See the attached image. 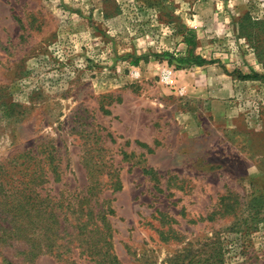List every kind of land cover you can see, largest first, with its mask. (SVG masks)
<instances>
[{"label":"rangeland","instance_id":"obj_1","mask_svg":"<svg viewBox=\"0 0 264 264\" xmlns=\"http://www.w3.org/2000/svg\"><path fill=\"white\" fill-rule=\"evenodd\" d=\"M19 155L58 166L50 194L99 179L123 264H264V0H0V164ZM21 245L0 264H64Z\"/></svg>","mask_w":264,"mask_h":264},{"label":"trees","instance_id":"obj_2","mask_svg":"<svg viewBox=\"0 0 264 264\" xmlns=\"http://www.w3.org/2000/svg\"><path fill=\"white\" fill-rule=\"evenodd\" d=\"M182 43L196 44L192 29L184 33ZM177 60L192 61L198 66L215 62L194 54L192 49L188 57ZM247 77L250 76L242 75ZM23 157L12 159H22L13 172L0 164V247L20 242L23 248L19 252L24 258L51 255L64 264H80L71 257L75 251L95 264H123L113 249L109 218L114 209L109 204L110 198H100L99 179L72 194H50L44 184L60 180L58 166L35 163L32 156L25 160ZM0 258L12 263L1 250Z\"/></svg>","mask_w":264,"mask_h":264},{"label":"built area","instance_id":"obj_3","mask_svg":"<svg viewBox=\"0 0 264 264\" xmlns=\"http://www.w3.org/2000/svg\"><path fill=\"white\" fill-rule=\"evenodd\" d=\"M172 75H171V70L170 69H166L164 71V79L167 80V82H173L172 79H171ZM180 91L182 92L183 91V88L180 89Z\"/></svg>","mask_w":264,"mask_h":264}]
</instances>
